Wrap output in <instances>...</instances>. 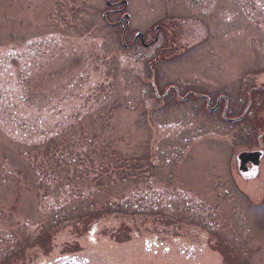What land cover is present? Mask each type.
<instances>
[{
	"label": "rangeland",
	"instance_id": "rangeland-1",
	"mask_svg": "<svg viewBox=\"0 0 264 264\" xmlns=\"http://www.w3.org/2000/svg\"><path fill=\"white\" fill-rule=\"evenodd\" d=\"M122 1L0 0V264H264V157L237 170L264 92L237 123L159 101L158 49L125 47L176 30L161 92L235 80L237 118L264 87V0Z\"/></svg>",
	"mask_w": 264,
	"mask_h": 264
},
{
	"label": "flooded vegetation",
	"instance_id": "flooded-vegetation-1",
	"mask_svg": "<svg viewBox=\"0 0 264 264\" xmlns=\"http://www.w3.org/2000/svg\"><path fill=\"white\" fill-rule=\"evenodd\" d=\"M109 8H116V10H112V12H119L120 14L122 12H124L125 9L124 6L122 5V8H120V4L118 3H111V6ZM119 10H118V9ZM111 12V11H110ZM108 13V12H107ZM106 14V13H105ZM125 15V14H124ZM123 15V16H124ZM123 18V17H122ZM122 18H120L121 20L119 21V23L115 24V25H110V26H117V25H123L124 22V30H123V35H122V39L125 42V37L127 35V31H128V27L126 28V20H123ZM106 19V18H105ZM218 24V23H217ZM213 25V30H214V34H217L219 31H217L216 29H218V25ZM163 27L158 26L155 29V33L154 36L152 37L153 39L151 41H149L148 43L146 42V39L143 35V43L141 40V37L138 39H135L136 36L134 38H132L133 40L131 41V43L129 45H125V47H133L137 42H139V44L141 45V47H156L158 50L156 51L155 54V59L153 61H151V63H149L148 68L150 70V73L152 75V88L155 94L156 99H158L159 101H167V100H174V101H178L179 103H191V105L196 106H204L205 111H208L209 113L212 114H217L219 113L220 117L224 120L230 123V121L236 120L240 117L243 116V119L245 118V116H247V114L249 113L252 105H253V97H252V93L259 91V92H264V87H260V86H253L249 88L248 91V102H247V106L245 108V110H243V112L241 113V115L239 117H234V118H229L227 115L230 114V112L232 111L233 107L236 106V100L239 101V99H236V81L234 80L233 83V88L226 89V88H221L220 87H210L209 88H203V87H194V85L189 84V85H185L184 87L188 90L182 93V89H181V85H174L171 84L167 87H165V91H162V86L160 85V83H156V80L154 79V76L156 77V72L152 71V68L155 64L160 63V61L162 60L161 58L164 57L165 54H170L172 52L175 53V49H176V45L175 42L173 40L174 34H176V30H172L171 32L168 30H165V32H167V40L164 39V37L161 36V32H162ZM212 30V31H213ZM209 32V30H207ZM137 35V34H136ZM209 43V42H207ZM206 43V44H207ZM166 45H169V47H166ZM158 77V74H157ZM160 77V76H159ZM158 77V79H159ZM232 95V97H230ZM173 97V98H172ZM242 119V120H243ZM236 123V121L234 122ZM264 137V135L262 136H258V143L260 144L259 148L256 151H249V152H258L261 155V161L264 157V145H261V140ZM260 168V166H259ZM237 170L239 172V175L242 177L243 180L248 181V180H254L259 173V169H258V173L256 176H252L255 173V170L253 169V164L250 163L247 165L244 174L240 173L238 166H237ZM70 262H74L70 261Z\"/></svg>",
	"mask_w": 264,
	"mask_h": 264
},
{
	"label": "water",
	"instance_id": "water-1",
	"mask_svg": "<svg viewBox=\"0 0 264 264\" xmlns=\"http://www.w3.org/2000/svg\"><path fill=\"white\" fill-rule=\"evenodd\" d=\"M123 4H125V6H127V3L126 2H123ZM125 19L129 20V16L126 15L125 16ZM138 37H142V34H138L137 35V38ZM242 118L243 117H241L238 120H241ZM238 120H236V121H238ZM231 122H235V121H231ZM260 159H261V155L259 153H246V152L241 153L238 156L239 171H240V173L244 174L245 169L247 167V164L252 163L253 164V169L255 170V173L252 176H256L257 175L258 167L260 165Z\"/></svg>",
	"mask_w": 264,
	"mask_h": 264
}]
</instances>
